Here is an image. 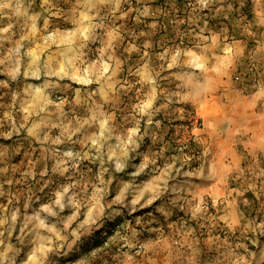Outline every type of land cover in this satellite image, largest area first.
Segmentation results:
<instances>
[{
	"label": "rangeland",
	"instance_id": "1",
	"mask_svg": "<svg viewBox=\"0 0 264 264\" xmlns=\"http://www.w3.org/2000/svg\"><path fill=\"white\" fill-rule=\"evenodd\" d=\"M0 264H264V0H0Z\"/></svg>",
	"mask_w": 264,
	"mask_h": 264
}]
</instances>
